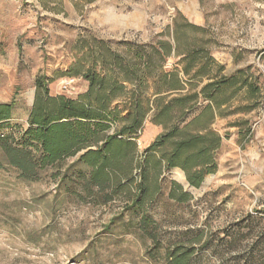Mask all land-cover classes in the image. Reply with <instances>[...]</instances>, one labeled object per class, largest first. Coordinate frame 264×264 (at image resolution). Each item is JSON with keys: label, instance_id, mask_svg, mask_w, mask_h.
I'll return each instance as SVG.
<instances>
[{"label": "rangeland", "instance_id": "obj_1", "mask_svg": "<svg viewBox=\"0 0 264 264\" xmlns=\"http://www.w3.org/2000/svg\"><path fill=\"white\" fill-rule=\"evenodd\" d=\"M89 70L125 86L107 97L114 115L98 145L36 179L0 146V264H169L181 244L193 247L191 264H264V0H0V103H14L1 136L26 141L39 79L51 96L98 103L105 93H89ZM171 72L182 88H166ZM135 97L143 126L119 136L134 144L119 145L99 186L78 158L129 123ZM176 124L222 137L200 186L148 150Z\"/></svg>", "mask_w": 264, "mask_h": 264}, {"label": "trees", "instance_id": "obj_2", "mask_svg": "<svg viewBox=\"0 0 264 264\" xmlns=\"http://www.w3.org/2000/svg\"><path fill=\"white\" fill-rule=\"evenodd\" d=\"M163 46L168 53H171V44ZM134 73V76L139 78L136 71ZM85 77L90 82L89 93L97 88L104 91V97L98 103L92 101L85 103L82 100L65 96H51L46 80L39 79L37 90L40 92L30 114V127L26 132L28 136L26 141L16 143V137L0 135V146L10 164L20 169L26 178L36 179L39 169L55 164L64 156L75 155L83 148L98 145L103 140L99 132L109 128L105 121L110 120V116L114 115V111L109 109L107 103L111 98L107 97L117 96L125 86L117 82L108 85V76L94 70L87 71ZM166 77L169 78L166 88L180 89L183 87L176 73L171 72ZM235 78L236 75L221 77L207 83L203 91L207 97L212 98L215 90L232 82ZM135 99L133 105L135 110L129 114V123L119 132L104 138V144L87 149L78 158V161L93 168V181L99 186H104L111 179L108 168L114 165L113 157L118 152L119 145H123L124 150H129V144H134L128 142L127 138L122 139L119 136L130 135L132 137L138 134L143 126L148 109L142 106L139 99L136 97ZM183 99L185 97L169 100L166 105H161L162 107L159 104L157 114L169 116L173 110V102H183ZM159 100L161 98L157 99ZM13 108L14 103H0V123L11 118ZM157 122H161V117ZM187 128L188 126L180 128L179 125H174L170 130L160 134L149 145L148 150L161 154L160 165L165 160L166 167L169 169L174 167L184 169L190 182L195 186H200L206 175L217 169L215 152L221 145L222 137L212 130L205 133H192L187 131ZM39 153H41L40 156H38ZM181 199L186 200L187 195ZM193 255V247L181 244L170 254L169 264H191Z\"/></svg>", "mask_w": 264, "mask_h": 264}]
</instances>
